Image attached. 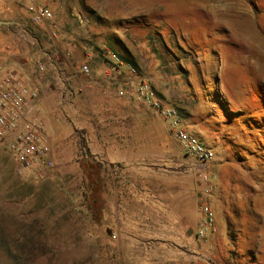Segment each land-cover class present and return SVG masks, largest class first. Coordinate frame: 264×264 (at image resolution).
Here are the masks:
<instances>
[{
	"label": "crops",
	"instance_id": "crops-1",
	"mask_svg": "<svg viewBox=\"0 0 264 264\" xmlns=\"http://www.w3.org/2000/svg\"><path fill=\"white\" fill-rule=\"evenodd\" d=\"M115 1L110 10L69 5L68 0H0V19L10 21L0 26V80L12 72L37 93L31 118L42 124L55 162L38 185L63 186L73 199L81 198V160L89 154L102 164L107 179L101 220L107 232L100 236L107 245L104 252L125 259L121 264H229L230 249L218 232L209 246L214 260L204 258L207 246L196 237L198 181L187 191L180 182L172 188V171L166 165L181 150L175 130L161 111L139 101L134 90L146 80L156 99L176 108L185 129L215 152L219 175L229 155L220 135L231 111L219 99V85L223 90L227 74L203 72L193 58L194 68L175 66L166 72L165 59L184 58L178 48L168 45L156 51L154 43L183 38L189 46L206 48L202 54L217 66L216 57L225 55L227 45L215 38L207 44L202 41L206 33L218 27L227 35L244 34L239 41L250 46L252 32L235 33L238 24L224 21L211 25L218 12L205 6L203 21L197 14L185 19L192 15L193 0ZM40 7L51 9L54 17L34 22ZM93 13L100 20H94ZM111 53L120 59L114 70ZM86 64L91 74L82 71ZM63 92L70 94L66 104ZM225 194L217 192L216 199L226 202Z\"/></svg>",
	"mask_w": 264,
	"mask_h": 264
},
{
	"label": "rangeland",
	"instance_id": "rangeland-1",
	"mask_svg": "<svg viewBox=\"0 0 264 264\" xmlns=\"http://www.w3.org/2000/svg\"><path fill=\"white\" fill-rule=\"evenodd\" d=\"M193 1L192 15L185 16V19L193 20L197 14L203 21L202 9L205 6L218 12L211 25L220 21L238 24L235 33L245 29L248 35V30L251 31L252 44L246 46L239 41L244 34L231 36L218 27L213 28L202 41L209 44L211 38H215L227 45L225 55L216 57L217 66L210 65L211 59L202 54L206 48L189 46L183 38H175L174 44L157 39L154 48L161 51L163 47L172 45L183 56V61L178 62L165 59L166 72H172L175 66L183 70L194 68L190 64V58H193L203 72L217 70L219 75L222 72L227 74L222 80L223 90L219 85V99L231 111L228 126L225 122L227 128L220 135V139L228 144L229 155L222 159L224 165L219 175L215 162L209 168L214 174L212 205L217 232L224 239L227 250L230 249L229 264H264V0ZM188 2L190 4V0ZM68 4L89 9L108 7L111 10L116 7L115 0H68ZM232 10L236 15L229 17L227 14ZM108 16L115 18V15ZM91 17L100 20L101 16L93 13ZM209 18L212 20V16ZM198 49H202L201 53ZM173 156L171 165H166L172 171V188L180 182L179 186L187 191L196 179L202 192L204 182L198 175L194 160L182 149ZM45 176L29 180L20 178L15 161L5 148L0 147V264H18L17 255L22 251L20 244L23 242L28 247L22 252L32 256L23 259L21 264L125 262V259L103 251V246L107 245L100 236L107 231L101 226H93L86 213H77L83 197L73 199L63 186L38 185ZM222 191H226V202L216 199L217 192ZM29 238L35 241L33 248ZM210 245L211 241L205 244L208 248H205L204 258L214 260Z\"/></svg>",
	"mask_w": 264,
	"mask_h": 264
},
{
	"label": "built area",
	"instance_id": "built-area-1",
	"mask_svg": "<svg viewBox=\"0 0 264 264\" xmlns=\"http://www.w3.org/2000/svg\"><path fill=\"white\" fill-rule=\"evenodd\" d=\"M53 17L54 13L51 9L40 7L36 9L33 21L39 23ZM110 57L115 62L111 68L114 70L120 59L116 53H111ZM82 71L91 74L87 64L82 67ZM120 94H123V91H120ZM134 94L139 101L161 111L163 116L169 120L181 149L194 160L198 168V175L204 185L199 199L201 216L196 237L204 245H208L218 229L216 213L212 205L215 189L214 174L209 170L216 161L215 152L199 137L185 129L184 122L176 108L165 106L155 98L149 82L141 80ZM69 97V93L63 92L64 104L69 101ZM36 98L37 93L30 91L14 73L8 72L0 80V147L9 151L16 164V173L24 180L41 178L55 166V162L49 156L50 148L45 141L43 126L31 118ZM112 237L116 238V233Z\"/></svg>",
	"mask_w": 264,
	"mask_h": 264
},
{
	"label": "trees",
	"instance_id": "trees-1",
	"mask_svg": "<svg viewBox=\"0 0 264 264\" xmlns=\"http://www.w3.org/2000/svg\"><path fill=\"white\" fill-rule=\"evenodd\" d=\"M81 166L84 171V185L81 190L83 197L82 205L78 208L77 213L82 214L86 212L88 220L93 221V226H101V220L105 215L106 210V194L108 192L107 179L103 176L102 164L96 161L92 156L86 154L81 160ZM81 206L83 208H81ZM86 209H85V207ZM88 210V211H87ZM91 215V218L87 214ZM85 215V214H84ZM30 239L28 241L30 242ZM23 242L20 244V250L24 251L28 246ZM35 241L31 239V247L33 248ZM19 252L17 255L18 264L22 263L23 259L30 258L29 253Z\"/></svg>",
	"mask_w": 264,
	"mask_h": 264
},
{
	"label": "water",
	"instance_id": "water-1",
	"mask_svg": "<svg viewBox=\"0 0 264 264\" xmlns=\"http://www.w3.org/2000/svg\"><path fill=\"white\" fill-rule=\"evenodd\" d=\"M4 24H10V21L0 19V26H2Z\"/></svg>",
	"mask_w": 264,
	"mask_h": 264
}]
</instances>
